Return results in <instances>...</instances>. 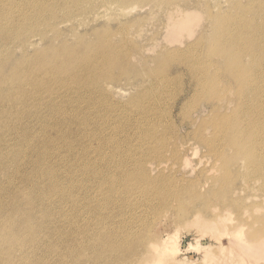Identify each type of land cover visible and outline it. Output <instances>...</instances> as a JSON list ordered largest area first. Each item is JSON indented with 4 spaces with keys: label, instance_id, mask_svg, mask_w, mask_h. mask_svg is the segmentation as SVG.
<instances>
[{
    "label": "bare ground",
    "instance_id": "6f19581e",
    "mask_svg": "<svg viewBox=\"0 0 264 264\" xmlns=\"http://www.w3.org/2000/svg\"><path fill=\"white\" fill-rule=\"evenodd\" d=\"M76 1L80 4L83 0ZM98 1L90 0L88 8L93 7ZM123 1L103 0L102 2L117 5L123 4ZM175 1L168 0V3ZM251 1L252 7L257 11L255 18L235 20L231 15H226L225 25L222 24V18H215L213 19L214 35L207 41L203 37L201 44H196L198 47L204 48L206 42L203 58L217 55L225 62V69L222 71L216 68L212 73L202 63L201 54H197L194 49L185 50L184 53L181 50L172 52V50L165 49L166 51L161 54L163 56L158 59L165 56L163 60L159 61L164 63L163 69L149 70L150 77H159L160 81L157 85L159 87L153 85L148 87L149 89L146 88L145 91L138 90L133 94L125 107V115L129 114L128 124L119 123L116 125L118 129L124 127L130 130L127 143L130 145L131 152L125 159L121 158L118 164L114 161L116 153L111 160L98 159L103 163L104 168L113 163L115 170L124 171L121 174H112L103 190L112 191L117 182L126 176L131 181L129 186H125L120 192H127L129 187L139 190L144 188L148 192L147 196L153 199L163 194L174 197L176 203L168 201L160 204L172 211L182 213L185 218H182L180 224L193 228L196 237L208 236L210 240H213L208 247H205L202 242L200 243V239L196 240L194 247L192 244L188 245V250L195 247L199 250L200 254L204 256V263L228 264L234 262L233 258L231 260L227 256L229 251H233L236 261L240 264H264V218L261 217L264 201L248 203L250 199L258 200L260 196H236L238 191L245 192L247 190L249 180H262L264 186V166L254 167L257 154L264 150V142H257L256 139L264 140V74L255 76L253 70L243 67L241 64L244 56H248L250 63L257 65V58L264 55V0ZM70 4V0L63 3L61 0H0V57H2L0 74L5 63H9L11 46L17 41L24 44L29 36L43 35L44 29L54 28L55 22L61 21L58 19V15L62 8H64L63 12H67V15L75 14L77 9L69 6ZM189 21L188 15L179 19L181 24ZM2 43L6 45L5 49L2 47ZM29 45L34 46L33 43ZM9 46L10 49H8ZM93 46L97 51L102 45L94 44ZM171 55L175 58H172L169 64H165L167 62L165 58ZM44 56L45 54L41 52H38L37 57L33 60H30L29 56H25L14 64L17 66L16 69H14L15 66H12L10 74L6 78L0 76V144L8 143V141L16 142L21 136L22 141H25L27 136L30 140V136H32L30 130L36 125L39 126L36 131L37 138L32 140L31 146H29L30 141H27V146L13 143L4 152L5 154L0 153V180L1 177L3 181L14 177L28 188L27 193L13 192L15 201L4 202L0 198V264H24V260L30 256L36 258L35 264L178 263L180 248L174 245L175 239L152 236L148 240V236L146 237L144 233L137 237L138 233L132 227L135 218H131L132 223L123 227L127 233L111 228L115 227L112 220L122 218L110 210L118 205L114 203L112 197L105 201L104 218H95L100 224L106 226L105 231H101L104 227L88 230L85 227V222H81L77 207L83 205L88 211L87 203H73L72 212H68V219V215L63 209L70 198L81 196V191L73 184L61 182L60 176L61 174L64 177L78 174L79 164L86 161L88 155L85 154L78 158L74 150L79 144L87 143L99 136L98 134L94 137L89 136L88 117L94 113L100 117L102 115L97 102L89 105L83 98L72 99L73 94L86 96L91 87H96L98 91L99 86L105 83V78L108 77L106 71L108 62L92 61L94 55L89 59L75 55V57L65 59L63 65H53L56 62L44 59ZM122 57L120 61L124 63V67L121 69H123L122 73H125L126 68L131 66L128 60L131 58V53H124ZM189 63L192 66H189ZM97 66H101V68L97 69ZM114 66L118 67L119 65L115 63ZM182 68L184 69L183 73L185 72L184 76H173L178 70L182 71ZM19 70L22 72L19 73ZM222 72L229 74L222 78L240 80L243 92L253 89L255 99L249 103L252 110L246 112L249 107L245 96H242L240 106L234 113L225 117L216 116L206 125L197 127L193 135L190 132L184 135L183 131L186 129V125L190 126L193 123L192 120H185L187 105L195 100L203 102L221 100L220 90L214 96L212 91H214L215 81L218 80ZM185 77H189L186 87L191 89V95L179 106L180 110L177 112V102L186 91V87L184 88L179 83ZM21 80L23 83H18ZM175 81L178 86L171 94ZM217 85H219V80ZM260 90L262 93H258ZM162 93H167L172 96V99L162 101L160 99ZM79 95L76 96L80 97ZM54 98L64 100V102L69 100L75 102L60 106L56 111H51V107L58 106L52 104ZM42 100H45V103L42 104ZM254 104L259 105L254 108ZM17 105L22 109L21 112L16 109ZM44 107H47L46 111H50L52 114L50 122L47 121L49 124L44 122L45 118L38 117L39 115L43 116L44 113L39 109ZM31 108H35V111L32 112ZM36 114L37 119L28 120L25 118L27 115L36 116ZM56 115L62 119L61 122L54 119ZM120 117H122L121 114L118 115V118ZM23 119H27V122ZM32 121H35L34 124ZM60 123L63 125L58 128ZM18 126L21 127L18 128ZM162 127L165 130L159 133V129ZM209 128L212 130L210 134H207ZM59 129L62 134L58 138H51L48 132H58ZM68 136L73 138H67ZM101 137L103 136L101 135ZM66 139L70 142L67 144L68 149L73 152L69 151L67 155H64L60 149L63 145L58 146V144L61 141H67ZM190 141H193V144ZM108 144L110 143L103 141L100 148H104ZM202 146L206 148L208 155L205 156L204 150L203 157L205 158L216 160L221 154L223 155L226 149L233 150L235 157L247 158L246 160L242 159L249 168L247 175H240V183L237 184L232 180H227V188H223V190H217L209 185L210 177L213 184L219 182L220 179L223 180L212 171H209L206 178L199 176L197 180L189 179L190 181L187 182L184 179L189 174L188 170H185L186 173L165 175L167 169L172 171L175 169L173 159L184 161L187 165L192 164V169L195 171L190 151L194 148L193 155L196 156ZM50 148L54 149L49 157L50 160L47 161L44 153ZM162 149L167 152L163 153ZM169 153L171 154L168 155ZM22 154H34L30 158L33 165L32 173L29 174V171L24 174L8 172L11 167L19 165ZM150 159L157 162L149 164ZM66 160L68 162L64 163ZM128 162L132 163L127 164ZM48 163H51V166L58 171L53 173L49 169L47 170L45 166ZM142 164L143 166L149 165L150 171L148 168L145 172L142 171ZM130 165L131 168H129ZM48 182L50 185L48 192L53 201L49 211L55 217L44 224H38L33 215L37 213L42 216L43 212L41 207L33 206L32 200L37 196V190ZM162 183L167 188L157 191L152 189V186L160 187ZM234 185L236 186L234 187ZM12 187L14 185L9 186V189ZM0 188L7 191L1 185ZM62 191H66V194L60 197L59 193ZM234 192L235 194H233ZM188 194H191L190 205H186L185 202ZM223 194L226 195L223 196ZM239 205L245 207H239ZM102 208L103 205H100V209ZM131 235L135 239L129 247H126V241ZM193 261L190 259L186 261V264H192Z\"/></svg>",
    "mask_w": 264,
    "mask_h": 264
},
{
    "label": "rangeland",
    "instance_id": "374dc122",
    "mask_svg": "<svg viewBox=\"0 0 264 264\" xmlns=\"http://www.w3.org/2000/svg\"><path fill=\"white\" fill-rule=\"evenodd\" d=\"M65 1L66 0H61L62 3ZM70 1L71 4L69 6L77 9L75 14L67 15V12H63L64 8H62L58 15V19H61V21L55 22L54 28L49 27L44 29L42 32L44 33L43 35L29 36L24 44L18 41L15 42L11 46L9 63H5L3 66L4 69L0 74V76H2L1 78H6L10 74L12 66H15V63L21 61L25 56H29L30 60H33L37 57L38 52L45 54L44 59L56 62L53 65H63L62 63L65 59L75 57V55H81L87 59L94 55L92 61L98 60L108 62L106 68L108 77L105 78V83H102L99 86L98 91L96 87H91L89 89L90 91L86 93V96L73 94L74 96L72 99L77 100L83 98V100L87 101V104L89 105L97 102V106L100 111H102V115L100 117L94 113L88 117V123L90 125L89 136L94 137L96 134L99 136L91 139L87 143L83 142V144H79L74 150L78 158H81V156H84L85 154L88 155L87 160L79 164L80 167L78 168V174L68 177H64L63 174L60 176L61 182L73 184L81 191V196L69 199V202L63 211L67 213L69 219L68 212H72L73 203H87L89 206L88 211L85 210L83 205L77 207L78 217H81V222H85V227L88 230L101 229L104 227L101 231H105L106 226L100 224L95 218H104V214L106 213L105 201H107L109 197H112L115 201L114 203L118 205L114 209L110 208V210H112L114 214L122 216V218H115L112 220V224L115 227L110 226L111 228L127 233L123 227L132 223L130 221L131 218H135L132 227L138 233L137 237L144 233L146 237L148 236V240L152 236L155 238L160 236L163 238L171 237L175 239L174 245L180 248V260H177L178 263L175 264H186V261H189L190 259L194 260L192 264H213L211 262L204 263V256L200 254L196 247H190L192 250L190 248V250H188V245L192 244L194 247L198 239H200V243L202 242L205 247H208L213 240H210L208 236L196 237L193 228L185 227L180 224V221L183 220L182 218H185L182 213H178L179 211H172L170 208L160 204L168 201L176 203L174 197L163 194L153 199L147 196L148 192L144 188L139 190L129 187L127 192H120L125 186L128 187L131 181V179L126 176L122 177L117 182L112 191L107 192V190L103 189L106 187L110 176L112 174H121L124 171L119 169L115 170L113 163L107 168H104L103 163L98 159L100 158L104 161L111 160L114 153H116L117 156L114 161L118 164L121 158L124 157L125 159L127 154L131 152L130 145L127 143L130 130L124 127L118 129L116 125L119 123L128 124L129 114L125 115V107L133 94L137 93L138 90L145 91V89L150 86L158 85V82L160 81L159 77H150L149 70L163 69L164 63L159 61L163 60L165 56L160 60L158 59L163 56L161 54L166 51L165 49H169V51L172 50V52L181 50L183 53L185 50L194 49V51L197 54L200 53L201 58H203L204 49L206 50V42L204 48L202 46L198 47L196 44H201L203 37L205 38V41H207L214 35L215 30L213 28V19L222 18V24L224 25L226 22V15H231L235 20H251L256 17V8L252 7L251 0H176L173 3H168V0H120V2L123 1L124 3H119L117 5L106 4L102 2L103 0H99L91 8H88L90 0H83L80 4L76 0ZM237 6L238 8H236ZM247 9L251 10L247 11ZM184 15H188L190 21L181 24L179 23V19ZM30 43H33L34 46H30ZM94 44H101L102 46L96 51L94 50L95 48H93ZM215 44L217 45V43ZM2 47L5 49L6 45L2 43ZM8 49H10V46ZM62 49L63 52H65V55H63ZM127 52L131 53V58L128 59L131 66L126 68L127 71L125 73H122L123 69L121 68L124 67V63L120 60L123 58L122 54ZM263 56L264 55L262 54L260 58H257V65L250 63L248 56H244L241 64L243 67H248L253 70L255 76L262 75L264 74ZM172 58H175V56L171 55L166 57L165 60H167V62L165 64H169V61H171ZM205 60L207 61L205 62ZM1 61L2 57H0V62ZM115 63L119 66H114ZM202 63L212 73L216 68H219L222 71L225 69V62L217 55L211 57L208 56L205 57V59L203 58ZM189 66L192 65L189 63ZM16 68L17 66H15L14 69ZM96 68L100 69L101 66H97ZM183 70V68L182 71L178 70L173 76H184L185 72L183 73ZM258 70H260V72H257ZM21 72L22 70H19V73ZM224 75L229 74L222 72L219 75V78H221H218L219 85H217L218 80H216L213 86L214 91H212L214 96L220 90L219 95H222L220 101L203 102L195 100L190 105H187L185 120H192L193 123L190 126L186 125V129L183 131L184 135L188 132L193 135L196 132L197 127L206 125L216 116L225 117L226 115L234 113L240 106L242 96H245L248 103L249 108L246 112L252 110L249 103L250 101L253 102L255 99L253 89L243 92L240 87V80L222 78ZM188 78L189 77H185V79H181L179 85L185 88L189 81ZM8 82L10 83V81ZM18 83H23V80ZM177 86L178 85L175 81L172 86L171 94L174 93ZM258 93H262V90L258 91ZM76 95H79L80 97H77ZM190 95L191 89L186 87L185 94L177 102V112L180 110L179 106L185 102L186 99H189ZM258 97L260 98L261 94ZM160 99L162 101H169L172 99V96H169L167 93H162ZM74 102L75 101L72 100L64 102V100H57L54 98L52 104L58 106H53L50 109L51 111H56L58 107L70 105ZM43 103H45V100H42V104ZM258 105L259 104H254L253 107L257 108ZM16 109L20 112L22 111L19 105L16 106ZM31 109L32 112L35 111V108ZM46 110H48L47 107L39 109V111H42L44 114L43 116H38L39 118H45V123H47V121L50 122L52 117L51 112ZM120 114L122 117L118 118V115ZM81 115L84 116L83 113H81ZM38 117L36 114V116L27 115L25 118L33 120V118L37 119ZM58 118L57 115L54 116V119L61 122L62 119ZM27 119H23V121L27 122ZM34 122L32 121L33 124ZM49 122L47 124H49ZM61 125L63 124L60 123L57 127L59 128ZM20 127L21 126H18V128ZM38 128L39 126L36 125L30 130V134L32 135L30 136V140L27 136L26 140L22 141L21 136L16 142H3L0 144V153L5 154L4 152H6L13 143H18L19 146H27V141H30L29 146H31L32 140L37 138L38 134L36 131ZM15 129L16 128L14 127V130ZM162 130L164 131L165 128L162 127V129H159V133H162ZM211 130L212 129L209 128L207 134H210ZM59 131L60 129L58 132H47L51 135V138L55 139L62 134ZM101 135L103 137H101ZM182 137L183 136L181 135V138ZM67 138L73 137L68 136ZM192 139L195 140V138ZM256 139L257 142H264L263 139ZM103 141L109 142L110 144L104 148H100L101 142ZM69 143L70 142L67 140L61 141L58 144V146L63 145L60 149L63 151L64 155H67L69 151H72L68 149L67 144ZM190 143L193 144V141H190ZM53 149L54 148H50L44 153L47 161L50 160L49 157ZM205 149L206 148L202 146L196 156L193 155L195 151L194 148L190 151L191 159L194 161L195 171L192 169V164L187 165L184 161L180 162L178 159H173L175 169L173 171L167 169L165 175L171 176L172 173H186L185 170H188L189 174H187V178L184 179V181L187 182L190 181L189 179L197 180L199 176L206 178L209 171H212L215 175L219 176L218 178L223 179L222 181L220 179L219 182L213 184L211 177L209 178V185L217 190L227 188V180H232L233 183L237 184L240 183V175H247L249 168L247 167V163L242 160H246L247 158L242 156L235 157L233 150L226 149L223 155L221 154L219 158L214 160L213 158L203 157ZM162 151L163 153L167 152V150L164 149H162ZM170 154L171 153L168 155ZM32 155L34 154H22L19 165L17 167H11V170L8 172L24 174L26 171H29V174H31V168H33V165L30 162V158ZM205 156H208L206 150ZM237 160L239 161L236 162ZM67 162L68 160L64 161V163ZM156 162L157 161L153 159L149 160V164ZM131 163L132 162H128L127 164ZM255 163L256 165L254 167L257 165L264 166V150L257 154ZM143 164L141 169L145 172L149 165L143 166ZM45 168L53 173L58 171L51 166V163L46 164ZM129 168H131V165ZM148 170L150 171L149 168ZM249 181L250 182L247 183V190L245 192L238 191L236 196H260L258 197V200L252 198L248 203L255 201L256 203H261L264 201V186L262 180ZM0 185L7 190L3 191L0 188V198L3 199L4 202L15 201L13 198V192L27 193L26 190L28 189L24 183L18 182L14 177L9 178L8 181H3L1 177ZM11 185H14V187L9 189V186ZM49 186V182L44 184L42 188L37 190V196L32 200L33 206L41 207L43 212L42 216H39L37 213L33 215L38 224H44L55 217V215L50 214L49 211L51 203L53 202L52 197L48 192ZM235 186L236 185H234V187ZM165 187L167 188V186L162 183L160 187L152 186V189L157 191ZM65 194L66 191L59 193L60 197H63ZM233 194H235V192ZM225 195L226 194H223V196ZM190 196L191 194H188L185 201L186 205H190ZM100 205H103L102 209H100ZM239 207L245 206L239 205ZM261 217L264 218V209L261 211ZM134 239L133 235H131L129 240L126 241V247H129ZM227 256L231 260L232 258L234 259V262L228 264H240L236 261L235 253L233 251H229ZM35 261L36 258L30 256L24 260V264H35Z\"/></svg>",
    "mask_w": 264,
    "mask_h": 264
}]
</instances>
